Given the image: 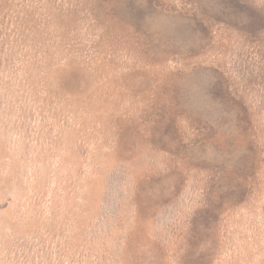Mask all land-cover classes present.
<instances>
[{"label": "rangeland", "instance_id": "rangeland-1", "mask_svg": "<svg viewBox=\"0 0 264 264\" xmlns=\"http://www.w3.org/2000/svg\"><path fill=\"white\" fill-rule=\"evenodd\" d=\"M0 264H264V0H0Z\"/></svg>", "mask_w": 264, "mask_h": 264}]
</instances>
